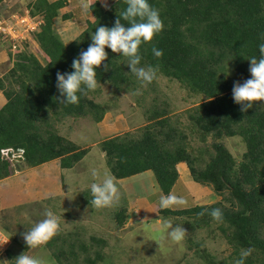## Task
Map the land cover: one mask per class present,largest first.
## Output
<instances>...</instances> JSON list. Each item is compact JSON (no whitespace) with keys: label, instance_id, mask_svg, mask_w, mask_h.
<instances>
[{"label":"trees","instance_id":"obj_1","mask_svg":"<svg viewBox=\"0 0 264 264\" xmlns=\"http://www.w3.org/2000/svg\"><path fill=\"white\" fill-rule=\"evenodd\" d=\"M5 1L0 0V18ZM148 3L159 11L164 27L150 43L140 46V66H158L157 77L175 81L191 96L203 100L186 111L187 126L180 128L182 124L172 118L169 105H158L154 98L138 136L124 134L100 142L106 167L116 180L150 171L160 193L166 196L178 180L177 164L184 163L192 181L211 189L219 200L183 210L159 209V218L213 237H218V232L230 251L228 262L222 264H233L241 249L250 247L255 251L245 264H264V102H254L252 108L242 112V106L232 98L233 84L250 78L248 59L259 58L258 46L264 43V0ZM66 6L67 0H32L27 5L30 16L42 20L30 35L42 57L36 58L23 42L13 56L11 70L0 79L6 99L0 109V181L55 160L59 161L63 181V171L73 169L89 149L62 136L56 124L67 118H88L98 124L107 112L91 98L95 91L81 96L78 105L62 104L56 74L73 71V59L87 50L98 27L114 26L126 8L125 0H115L107 9L99 2L91 3L93 20H86L84 30L67 45L55 28L58 17L70 19V15L60 16ZM121 23L127 27L126 22ZM153 47L162 51L161 58L153 55ZM105 51L108 59L96 69L97 81L116 92L131 93L140 88L141 82L130 73L126 58L108 48ZM154 84L155 80L148 89L152 90ZM230 138L239 139L244 146L239 161L224 143ZM195 140L200 145L192 147ZM6 149L22 151L24 161L12 165L2 159ZM83 200L92 205L89 196ZM213 208L221 209L222 222L209 215ZM201 212L203 216L198 215ZM113 219L122 227L127 220L125 208L116 210ZM187 242L197 249L196 256L203 263L217 264L206 249L199 250L201 242ZM11 243L28 249L19 240ZM106 245L103 238L89 237L86 241L79 233L60 229L45 248L55 264H99L105 261ZM6 255L12 260V249Z\"/></svg>","mask_w":264,"mask_h":264},{"label":"rangeland","instance_id":"obj_2","mask_svg":"<svg viewBox=\"0 0 264 264\" xmlns=\"http://www.w3.org/2000/svg\"><path fill=\"white\" fill-rule=\"evenodd\" d=\"M30 1L32 0H6L2 6V17L8 22L13 15L24 16L23 13L27 10ZM67 1L68 6L61 9L60 14L70 15V19L59 18L56 21V31L65 44L72 42L84 30L86 20H93L91 14H86L81 9L80 5L83 0ZM93 1L100 2L102 7L107 9L114 0H106L107 7H105V0H86L89 4ZM33 28L34 25L30 24V30ZM11 32L17 43L21 39H28L22 30L15 29ZM3 43L6 46L8 42ZM29 45V52L31 51L40 58L37 45L34 43H29ZM137 91L140 94L133 95ZM134 92H116L109 85H101L91 96L96 103L106 107L107 112L100 123L95 124L88 118H67L56 124L62 136L83 149H89V152L73 169L63 171L64 180L61 181L64 186L63 191L60 192L59 186L57 188L56 186L47 187L42 191L44 184L41 179L44 176L42 177V173L34 172L32 178L38 183L32 190L37 194L42 192L39 195L35 194L36 199L30 197V203L16 209L17 206H8L9 199L3 195V204L0 206V242L10 239L0 246V260L11 261L6 251L12 249V262L20 254L26 252L28 255L42 258L46 264H55L45 245L25 250L11 243L13 239H16L24 244L23 233L43 220L45 211L51 209L61 217L60 229L64 233H79L86 241H89V237H100L106 240L107 245L103 251L105 261L99 264H205L196 256L197 249L191 248V244L187 242L188 239L201 242L199 250L206 249L217 264H222L223 261L228 262L227 257L230 251L218 232H216L218 237H213L203 230L192 232L184 224L179 223L186 230L187 236L181 243L173 242L167 236V230L163 229L158 222V210L161 209L159 200L162 193H153L149 186L141 193L139 187H130L128 194H131L129 195L131 199L127 200L125 189L123 186L120 187L116 180L120 192V201L116 206L97 210L84 202V197L89 196L93 199L90 192V184L94 182L91 170L96 169L101 177L105 173H110L100 150V142L124 134L138 136L139 130L146 124V110L151 107L154 98L158 105H162V102L169 105L172 118L178 119L182 124L180 128H183V125L187 126L186 111L203 100L202 97L191 96L177 82L164 77L155 79L152 90H149L147 86H141ZM196 141L193 142L192 147L200 145ZM224 143L234 158L237 161L241 160L244 146L240 140L230 138L225 139ZM177 171L181 176L170 193L186 198L188 204L169 209H189L195 206L210 205L219 200L211 189L191 182V180V186L199 188V191L188 187L186 181L190 179V173L187 167L185 171L178 167ZM21 173L18 172L15 178L21 177ZM0 186L9 187L4 182ZM30 193L33 192L30 191ZM43 194L46 195L44 198ZM122 207L125 208L127 220L122 227H118L113 219V213ZM172 223L174 227L175 223L177 224L173 220Z\"/></svg>","mask_w":264,"mask_h":264},{"label":"clouds","instance_id":"obj_3","mask_svg":"<svg viewBox=\"0 0 264 264\" xmlns=\"http://www.w3.org/2000/svg\"><path fill=\"white\" fill-rule=\"evenodd\" d=\"M125 3L126 8L120 16H117L113 27H98L95 33L91 35L92 42L87 50L80 52L79 56L73 59L71 63L73 71L63 74L57 72L56 87L60 96L63 97L62 104L78 105L81 96L86 97L90 92H94L101 86L100 82L96 79V69L101 67L104 61L108 59V54L105 51L106 48L110 49L112 53L126 58L130 73L141 82L142 87H146L157 78L158 66H140L142 57L139 50L142 44L150 43L163 30L164 25L160 19L159 11L153 8L148 3V0H125ZM80 6L84 13L90 14L91 6L86 0H83ZM105 7H107L106 0ZM122 20L126 22L127 27L125 23H121ZM30 35L29 40L25 41L28 47H30L29 43L36 44L31 40ZM262 39H264V36H262ZM1 40L3 42L7 41L3 40L2 36ZM7 42L10 60L13 65V56L16 51L22 49V44L20 48L12 51V42ZM37 49L41 55L40 58L31 51L30 53L36 58L41 59L42 53L38 45ZM258 51L259 58L253 56L248 59L250 78L243 83L236 82L233 84L232 98L234 103L242 106V112L252 108L254 102H264V43L258 46ZM152 53L156 58H161L163 55L162 51L155 47L152 48ZM104 67L105 71H107L108 66L105 65ZM4 84L6 85L7 82H4ZM138 94H140L139 91L133 93V95ZM91 175L94 180L90 184V192L93 197L91 200L92 206L97 210L116 206L120 201V192L116 184V178L110 173H105L101 177L96 169L91 170ZM187 204L186 198L172 193L166 196L161 195L159 200L161 209H169L174 206H187ZM198 215L203 216L204 212L198 213ZM209 215L216 222L223 221V213L219 208H213ZM44 216L43 220L23 233V240L28 249H35L46 245L60 231V216H57L51 209L46 210ZM158 222L163 229L167 230L166 234L173 242L181 243L186 238V230L181 225H175L174 227L171 220L163 218H159ZM9 239L0 242V246L6 244ZM254 251L255 249L252 247L241 249L240 256L234 264H245V259L251 256ZM0 264H10V261L0 260ZM14 264H46V262L42 258L31 256L24 252L14 259Z\"/></svg>","mask_w":264,"mask_h":264},{"label":"crops","instance_id":"obj_4","mask_svg":"<svg viewBox=\"0 0 264 264\" xmlns=\"http://www.w3.org/2000/svg\"><path fill=\"white\" fill-rule=\"evenodd\" d=\"M93 2H98V1H93ZM100 5H101V3H100ZM67 6H68V1H67ZM61 15L62 14H60V16ZM59 18H61V17H58L57 19H59ZM57 19L55 20V28H56ZM11 67H12V62L10 60V52H9L8 44H6V46H5V44L3 42H1V40H0V79L1 80L9 72ZM5 104H6V99L3 95V92L0 90V109ZM178 167H180L183 171L186 170V165L184 163L177 164V167H176L177 170H178ZM34 172H38L40 174L42 173V177L44 176L43 178L41 177L42 178L41 182H42V184H44V186L42 185V188H43L42 191L47 189V187H52V186H56V188L59 186L60 192H61V190L63 191L62 187H64V186L61 183L62 173L60 170L59 161L55 160V161H52L48 164L42 165L40 167L22 171V173H21L22 176L19 178L16 177L17 179L15 178V176L17 175V173H16L12 177L0 181V184L4 182V183L8 184V186H9L8 188L0 186V206L3 204V195H6L9 199L8 206H12V207L17 206L16 209L19 208L20 206H23L26 203H30V197L34 198L35 194H37L36 191L34 193V190H32V188H35L34 185L36 186V184L38 183L37 180H34V178H32V175ZM178 174H179L178 179H180L181 174L180 173H178ZM190 180L192 182L191 176H190V179L186 181V184L188 185V187L189 188L192 187L193 189L196 188L195 190L199 191V188L191 186ZM118 183H119L120 187L123 186V189H125V191H126L125 194L127 196V200L131 199L129 197V195L131 196V194L130 193L128 194V191L130 190V187H133V186L139 187L140 193L142 192V190L145 191L148 186L152 189L153 193L158 194V192H160L158 185L156 184V181L154 179V176H153L152 172H150V171L144 172L140 175L133 176L130 178L118 180ZM130 184H131V186H130ZM30 191H32L33 193H30ZM41 193L42 192H40L39 194H41ZM39 194H37V195H39ZM45 196L46 195L43 194V198ZM34 199H36V198H34Z\"/></svg>","mask_w":264,"mask_h":264},{"label":"built area","instance_id":"obj_5","mask_svg":"<svg viewBox=\"0 0 264 264\" xmlns=\"http://www.w3.org/2000/svg\"><path fill=\"white\" fill-rule=\"evenodd\" d=\"M23 15H13L10 20L7 22L5 18H0V35L3 40L11 41L12 51L20 48L21 44L27 40H29V35L36 30L41 25V20L38 16L31 17L28 10H26ZM30 24L34 25V28L30 30ZM22 30L24 34L28 37V39H21L19 43L15 40V37L11 33V31ZM11 36V38H10ZM22 36V35H21ZM10 38V40H9ZM2 159L8 161L12 165L23 162L24 157L22 155V151H14L13 149H6L1 154Z\"/></svg>","mask_w":264,"mask_h":264}]
</instances>
